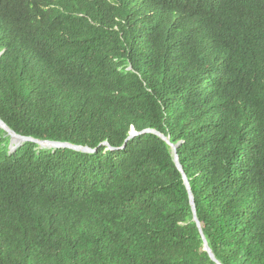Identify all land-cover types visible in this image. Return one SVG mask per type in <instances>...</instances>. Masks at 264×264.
Masks as SVG:
<instances>
[{
    "label": "trees",
    "instance_id": "obj_1",
    "mask_svg": "<svg viewBox=\"0 0 264 264\" xmlns=\"http://www.w3.org/2000/svg\"><path fill=\"white\" fill-rule=\"evenodd\" d=\"M0 119L91 150L0 129V264H216L171 145L215 259L264 264V0H0Z\"/></svg>",
    "mask_w": 264,
    "mask_h": 264
},
{
    "label": "water",
    "instance_id": "obj_2",
    "mask_svg": "<svg viewBox=\"0 0 264 264\" xmlns=\"http://www.w3.org/2000/svg\"><path fill=\"white\" fill-rule=\"evenodd\" d=\"M0 126L4 128L5 131H7L8 133L11 132L7 127H5L1 121H0ZM146 132V131H144ZM149 132V131H147ZM150 132H153L155 134H158L161 138L165 139L167 141L166 138H164L162 135H160L158 132L156 131H150ZM10 135V138H11V141L13 140V138L17 139L18 143L21 141V140H25V138L23 137H20L16 134H12V133H9ZM134 134H131L129 135L128 139L130 137H132ZM167 143L169 145H171L168 141ZM39 145L41 147H44L46 145H49V146H52L54 148H60V147H70V148H73V149H79V150H82V151H85V152H90L91 150L90 149H87L85 147H79V146H75V145H72V144H69V143H62V142H50V141H40L39 142ZM175 146L176 145H171L172 147V153H173V160H174V163L177 167V169L179 170V172L182 174V179H183V182H184V185L186 187V190L188 192V195H189V203H190V206H191V209H192V221H194L196 223V226L197 228L199 229V232H200V235H201V238H202V245H203V250L205 252H207L208 256L210 257V259L212 261H214L216 264H220V262H218V260L215 259L211 249L209 248L208 244H207V241L205 239V237L203 236L202 234V231L200 229V224H199V220L197 219L196 217V211H195V206H194V201H193V195L191 193V190H190V186H189V183L187 181V178L183 172V169H182V166L181 164L178 162V156L176 155V150H175Z\"/></svg>",
    "mask_w": 264,
    "mask_h": 264
},
{
    "label": "clouds",
    "instance_id": "obj_3",
    "mask_svg": "<svg viewBox=\"0 0 264 264\" xmlns=\"http://www.w3.org/2000/svg\"><path fill=\"white\" fill-rule=\"evenodd\" d=\"M0 121H1V123L5 126V127H7L11 132H9V133H14V134H16L14 131H12L1 119H0ZM0 129H2V131L4 132V134H5V136H7L8 138H9V152L11 153V152H13V151H15V149L16 148H18L22 143H24L25 141H33V142H35V143H37L38 144V147L39 148H51V149H56V148H54V147H52V146H49V145H46V146H44V147H41L40 145H39V142H40V140H35V139H32V138H27V137H23V136H20V135H18V134H16V135H18V136H20V137H23V138H25V140H21L19 143H18V141H17V139H15V138H13V142L15 141V142H17V145L16 146H18V147H11V138H10V135H9V133L7 132V131H5L4 130V128L3 127H1L0 126ZM132 134H136V133H134V132H132ZM163 136V135H162ZM44 141H48V140H44ZM50 142H55V141H50ZM62 143H64V142H62ZM61 148V147H60Z\"/></svg>",
    "mask_w": 264,
    "mask_h": 264
},
{
    "label": "rangeland",
    "instance_id": "obj_4",
    "mask_svg": "<svg viewBox=\"0 0 264 264\" xmlns=\"http://www.w3.org/2000/svg\"><path fill=\"white\" fill-rule=\"evenodd\" d=\"M10 144H11V147H12V148H13V147H15V148H16V147H18V146H16V145H17V142H15V141H14V142H13V141H11V143H10Z\"/></svg>",
    "mask_w": 264,
    "mask_h": 264
}]
</instances>
